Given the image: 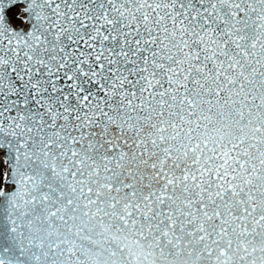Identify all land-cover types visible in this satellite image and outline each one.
<instances>
[{"label":"snow or ice","instance_id":"6c2138e0","mask_svg":"<svg viewBox=\"0 0 264 264\" xmlns=\"http://www.w3.org/2000/svg\"><path fill=\"white\" fill-rule=\"evenodd\" d=\"M0 264H264V0H0Z\"/></svg>","mask_w":264,"mask_h":264},{"label":"rangeland","instance_id":"374dc122","mask_svg":"<svg viewBox=\"0 0 264 264\" xmlns=\"http://www.w3.org/2000/svg\"><path fill=\"white\" fill-rule=\"evenodd\" d=\"M21 12V9L20 8H14L12 9L9 13H10V17L12 18L13 22H18V20L20 19V16H19V19H17L18 15L20 14ZM8 13V14H9Z\"/></svg>","mask_w":264,"mask_h":264},{"label":"bare ground","instance_id":"6f19581e","mask_svg":"<svg viewBox=\"0 0 264 264\" xmlns=\"http://www.w3.org/2000/svg\"><path fill=\"white\" fill-rule=\"evenodd\" d=\"M9 13V12H8ZM11 15H10V13H9V17H10ZM10 19H12L11 17H10ZM23 16H20V19L18 20V22H13L14 23V25H16V26H20L22 23H23Z\"/></svg>","mask_w":264,"mask_h":264},{"label":"water","instance_id":"95a60500","mask_svg":"<svg viewBox=\"0 0 264 264\" xmlns=\"http://www.w3.org/2000/svg\"><path fill=\"white\" fill-rule=\"evenodd\" d=\"M7 15H8V13H7Z\"/></svg>","mask_w":264,"mask_h":264}]
</instances>
